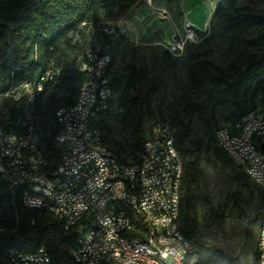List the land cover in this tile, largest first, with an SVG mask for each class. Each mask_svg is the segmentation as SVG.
Instances as JSON below:
<instances>
[{
    "label": "rangeland",
    "instance_id": "1",
    "mask_svg": "<svg viewBox=\"0 0 264 264\" xmlns=\"http://www.w3.org/2000/svg\"><path fill=\"white\" fill-rule=\"evenodd\" d=\"M126 5L101 10L99 22L70 33V46L60 44L52 63L66 66V79L53 93L63 94L66 83L78 87L76 71L85 50L108 53L110 74L119 84L103 128L107 145L134 161L137 138L161 122L176 136L186 131L190 157L200 141L198 234L205 240L215 237L218 246L241 264H253L258 227V219H253L255 192L237 177L234 165L225 164L213 152V133L233 120L236 97L247 88L237 87L242 57L264 51V40L253 39L264 26V0H128ZM190 24L193 35L188 38L185 26ZM99 30L113 33L109 42H104ZM195 31L204 35L195 36ZM194 60L207 61L218 70L193 67ZM8 102L0 97V117ZM255 105H264V90L256 94ZM235 192L241 209L230 198ZM209 205L223 212L221 221L212 217ZM249 221L252 226L246 237L244 227Z\"/></svg>",
    "mask_w": 264,
    "mask_h": 264
},
{
    "label": "built area",
    "instance_id": "2",
    "mask_svg": "<svg viewBox=\"0 0 264 264\" xmlns=\"http://www.w3.org/2000/svg\"><path fill=\"white\" fill-rule=\"evenodd\" d=\"M185 27L189 38L192 36L191 24ZM102 61L111 64V56L90 49L84 51L77 68L85 77L81 82L83 106L73 113H66L62 105L59 106L60 112L68 117L69 135L67 139H59L58 147L34 146L31 142V131L37 128L31 106L35 94L42 93L46 97L56 87L60 68L55 67L30 82L14 85L4 93L10 102L16 101L20 93L26 100L23 120L19 124L9 122L19 125V134H10L0 124V170L6 173L8 190L13 198L17 193L23 194L31 209L62 212L68 219L69 228L79 222L87 224V213H96L92 240L81 241L78 236V241L67 248V254L74 262L142 264L149 263L146 250H162L172 264H177L175 250L163 245L162 235L158 234L156 220L152 217V209H161L167 223L172 224V230L183 235L179 227H174L178 181H182L184 173L183 158L174 145V131L163 122L150 127L154 129V138L150 141L153 164H146L142 148V159L129 163H115L112 155L99 153L91 109H106L113 96L111 74L100 73ZM213 137L216 145L262 194L256 264H264V151L260 149V144L264 143V105L220 124ZM164 146H171V153H164ZM42 149H49L52 157H59V164L44 162ZM237 154H247V164H239ZM3 159H12L14 168H5ZM159 175H167V182L159 183ZM18 183H30V191H18ZM114 198H128L132 214H139V221L149 224L150 235L139 237V227L131 225L119 209L109 206V199ZM160 198H172V205L161 206ZM98 241H106V248L101 253H94V244ZM186 241L192 255V246ZM13 255L23 264H40V255H46V252ZM196 261L197 257L192 255L191 264Z\"/></svg>",
    "mask_w": 264,
    "mask_h": 264
},
{
    "label": "trees",
    "instance_id": "3",
    "mask_svg": "<svg viewBox=\"0 0 264 264\" xmlns=\"http://www.w3.org/2000/svg\"><path fill=\"white\" fill-rule=\"evenodd\" d=\"M126 1L128 0H0V97H4V93L14 85L38 79L55 68L52 58L60 44L64 43L70 46L68 38L70 33H79L81 25L99 22L100 11L103 9L114 6H119L122 9L127 8ZM99 34L106 43L113 36V33L103 30H99ZM195 34L200 37L204 35L200 31H195ZM253 39L254 41L264 40V26L258 29ZM195 65H207L218 70L207 61L194 60L192 66ZM65 69L66 66L63 69L60 68L56 87L66 79ZM76 79L78 87L75 88L72 83H66L63 94H54L53 90L56 87L46 97H43L42 93L35 94L31 106L32 118L46 148L54 146L53 140L57 136L58 125L54 118L55 110L60 105L73 104L77 98L79 85L85 80L84 75L78 69ZM118 82V78L110 77L113 94ZM130 83L131 80L127 82L123 94L128 91ZM237 84L238 89L243 86L247 88L236 97L234 105L237 114L234 115L233 120L254 109L256 94L264 90V51L248 53L242 57ZM112 99L113 96L109 106L99 116V127L102 131ZM7 100L10 99L7 98ZM25 100L26 96L20 93L16 101L8 102V106L0 117V124L7 130L14 131L19 128L18 125H10L9 122L12 120L13 124L16 117H23ZM147 134L144 135L142 132V135L137 138L135 145L138 152ZM186 134V131H182L177 136L174 133L175 148L181 154L184 162L180 187L179 229L184 238L190 242L192 255L197 257L194 264H241L238 257L227 254L218 246L215 237L205 240L198 234V203L201 200V192L198 184L197 164L201 142L197 143V147L192 151V157H190L191 151L186 145ZM213 142L216 146L213 152L225 164L234 165L225 152L216 145L214 137ZM236 169L237 177L244 180L252 194L255 192L257 209L253 219H258L263 201L262 194L244 172L237 167ZM230 198L234 207L241 209L239 193H233ZM125 206L119 205L123 210L125 208L126 213L139 227V237L142 238L146 235L145 225L141 221H136L137 218L130 212V208ZM208 210L217 221L223 219L222 211L217 212L211 205L208 206ZM31 221H33L32 225ZM83 224V222H79L65 229L62 222L53 213L25 207L19 193L13 198L8 190L7 182L0 177V264H11L8 257L11 251L32 252L40 246H43L48 252L51 264H77L68 256L67 248L81 234L82 230L79 228L83 227ZM251 226L252 221L245 224L244 234L246 237L250 235ZM192 255L190 254V258ZM257 259L256 245L253 264H256Z\"/></svg>",
    "mask_w": 264,
    "mask_h": 264
},
{
    "label": "bare ground",
    "instance_id": "4",
    "mask_svg": "<svg viewBox=\"0 0 264 264\" xmlns=\"http://www.w3.org/2000/svg\"><path fill=\"white\" fill-rule=\"evenodd\" d=\"M193 35V33H192ZM196 36V34H194ZM100 73L101 74H109L110 73V61H102L100 63ZM83 106V87L80 84L78 88L77 98L71 105H63L62 108L66 110V113H73L76 109H82ZM106 109H91V120H94V131L96 132V139L98 145V152L102 154H110L115 159V163H129L124 159L122 155H120L117 151L111 149L104 139V133L102 129L99 127V116ZM54 118L58 125L57 136L54 138L53 147H58L59 139H67L69 135V122L68 117L63 115L60 112L59 107L54 112ZM7 120V119H6ZM23 120V117H16L13 120V124H19ZM19 126V125H18ZM16 127V126H15ZM17 128V127H16ZM10 134H19V128L14 131H10ZM154 138V129L150 128L147 134L146 139L142 143V150L145 156L146 164H153V153H151V145L150 141H153ZM31 142L34 146H44L41 134L37 130V128H33L31 131ZM142 150H139L136 159H142ZM164 153H171V146H164ZM41 158L44 162H50V164H59V157H52V153L49 152V149L41 150ZM237 162L239 164H247V154H237ZM3 166L5 168H14V161L12 159H3ZM0 177L6 181V173L4 170H0ZM167 175H159V183H166ZM182 181H178V194L176 195V211H175V220L174 227L178 226V218H179V208H180V187ZM18 191H30V183H18ZM11 196L12 193L10 192ZM16 195V194H15ZM21 198V202L25 207H28L26 197L23 194H19ZM13 197V196H12ZM120 204L126 205L125 207L130 208L131 205L128 198H114L109 199V206H114L115 209H119L122 213V216L125 218H129L131 225H136L135 222L131 219V217L124 210L119 207ZM161 206L172 205V198H160ZM123 207V206H122ZM29 208V207H28ZM127 209V208H126ZM45 211L53 213L63 224L65 229L69 228L68 219L62 212L56 211L55 209H47ZM128 212V211H127ZM137 220L139 221V214H133ZM152 217L153 220H156L157 231L159 235H162L163 245L166 248L171 250H175V254L177 256V264H191L192 258H190V246L187 243L186 239L183 235L178 234L176 231L172 230V224L167 223V217L162 216L161 209H152ZM96 222V213H87V224H83L80 228L79 239L81 241H89L92 240V232H93V224ZM33 221H31V225ZM146 229V235H150V227L149 224L143 223ZM78 241V237L75 242ZM106 248V241H98L94 244V253H101L103 249ZM46 252V255H40V264H51V257L43 246L36 248L32 252H23L20 250H14L13 253L15 255L20 256H31L40 252ZM13 253H10L9 261L11 264H23L22 261L16 259ZM146 258L149 260V263L152 264H172L170 258H166L165 254L162 250H146ZM77 264H81V262H76ZM142 263V264H149ZM104 264H114V261H106Z\"/></svg>",
    "mask_w": 264,
    "mask_h": 264
},
{
    "label": "water",
    "instance_id": "5",
    "mask_svg": "<svg viewBox=\"0 0 264 264\" xmlns=\"http://www.w3.org/2000/svg\"><path fill=\"white\" fill-rule=\"evenodd\" d=\"M260 149L264 151V143L260 144Z\"/></svg>",
    "mask_w": 264,
    "mask_h": 264
}]
</instances>
